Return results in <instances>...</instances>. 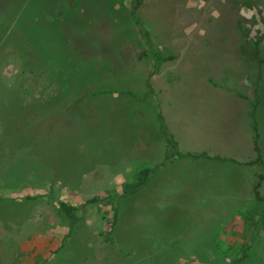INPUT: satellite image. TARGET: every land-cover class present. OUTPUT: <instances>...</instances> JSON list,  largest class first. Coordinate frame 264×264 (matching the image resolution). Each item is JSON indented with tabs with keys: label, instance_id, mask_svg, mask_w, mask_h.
Masks as SVG:
<instances>
[{
	"label": "rangeland",
	"instance_id": "obj_1",
	"mask_svg": "<svg viewBox=\"0 0 264 264\" xmlns=\"http://www.w3.org/2000/svg\"><path fill=\"white\" fill-rule=\"evenodd\" d=\"M263 34L264 0H0V264H264ZM157 111L236 162L167 160Z\"/></svg>",
	"mask_w": 264,
	"mask_h": 264
},
{
	"label": "trees",
	"instance_id": "obj_2",
	"mask_svg": "<svg viewBox=\"0 0 264 264\" xmlns=\"http://www.w3.org/2000/svg\"><path fill=\"white\" fill-rule=\"evenodd\" d=\"M135 22L139 25L140 30L143 34V36L147 37L148 35V30L142 23L143 21L135 16L134 17ZM264 39V34L254 41V46H253V56L258 59L259 64L261 63L262 59L259 57V43ZM154 54V67L156 68L155 70L158 69V66L161 62L169 60L172 58L171 55H163L160 51L158 50H153ZM260 73V72H259ZM256 85V84H254ZM155 119L158 123L159 130L163 137L165 138L167 144H168V151H169V156L167 157V160H174V159H179V160H195V159H212V160H218L221 162L225 161H233L236 162L235 159L231 157H225V156H220V155H214L210 156L206 152H195V151H182L179 150L178 148V142L174 138V135L169 132L165 118L162 115L160 111L155 112ZM252 128V141H253V149L255 152V158L252 159L251 161L245 162V164H250V163H257L262 161V152L261 148L258 144V133H257V123L256 121H253L251 124ZM154 170V167L151 165H148L146 163L141 164L137 167L135 172L131 175V177L128 179V182L124 185L123 190L120 194L114 193V194H109L108 196L110 197L111 200H113L115 197H120L122 195H127L129 193L135 192L139 190L149 179L151 172ZM258 180L253 186V196L256 199H260L259 195V185L260 182L263 180V176L261 174L257 175ZM108 198V197H107ZM98 197H94L91 200L95 201L97 200ZM58 211L61 215H63L64 219L67 221V224L69 226V229L72 228L74 221L76 220V207L74 205L68 204L64 201H59L58 202ZM71 231V230H70ZM236 264L240 262V259L237 258L235 260Z\"/></svg>",
	"mask_w": 264,
	"mask_h": 264
},
{
	"label": "crops",
	"instance_id": "obj_3",
	"mask_svg": "<svg viewBox=\"0 0 264 264\" xmlns=\"http://www.w3.org/2000/svg\"><path fill=\"white\" fill-rule=\"evenodd\" d=\"M165 118V117H164ZM242 150V149H241ZM245 153L247 154V151H245ZM239 154V156L241 157V158H243V154H244V151H242V152H240V153H238ZM238 159H240V158H238Z\"/></svg>",
	"mask_w": 264,
	"mask_h": 264
}]
</instances>
